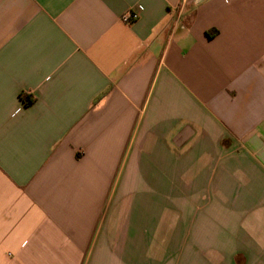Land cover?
Wrapping results in <instances>:
<instances>
[{
	"label": "crops",
	"instance_id": "0c3cea01",
	"mask_svg": "<svg viewBox=\"0 0 264 264\" xmlns=\"http://www.w3.org/2000/svg\"><path fill=\"white\" fill-rule=\"evenodd\" d=\"M0 264H264V0H0Z\"/></svg>",
	"mask_w": 264,
	"mask_h": 264
},
{
	"label": "built area",
	"instance_id": "2783aa9c",
	"mask_svg": "<svg viewBox=\"0 0 264 264\" xmlns=\"http://www.w3.org/2000/svg\"><path fill=\"white\" fill-rule=\"evenodd\" d=\"M140 15L137 12L134 11H128L122 16L123 22L127 24H133L137 20H139Z\"/></svg>",
	"mask_w": 264,
	"mask_h": 264
},
{
	"label": "trees",
	"instance_id": "16d2710c",
	"mask_svg": "<svg viewBox=\"0 0 264 264\" xmlns=\"http://www.w3.org/2000/svg\"><path fill=\"white\" fill-rule=\"evenodd\" d=\"M21 99L23 100L26 106L31 105L35 101V98L33 96L24 93L21 95Z\"/></svg>",
	"mask_w": 264,
	"mask_h": 264
},
{
	"label": "clouds",
	"instance_id": "9594fccd",
	"mask_svg": "<svg viewBox=\"0 0 264 264\" xmlns=\"http://www.w3.org/2000/svg\"><path fill=\"white\" fill-rule=\"evenodd\" d=\"M19 111H20V109H17V113H16V114H18V113H19Z\"/></svg>",
	"mask_w": 264,
	"mask_h": 264
}]
</instances>
